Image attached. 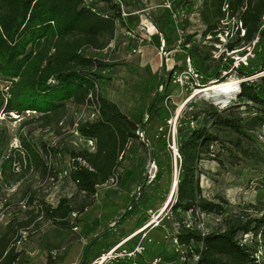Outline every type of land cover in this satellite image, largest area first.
<instances>
[{"label":"trees","instance_id":"obj_1","mask_svg":"<svg viewBox=\"0 0 264 264\" xmlns=\"http://www.w3.org/2000/svg\"><path fill=\"white\" fill-rule=\"evenodd\" d=\"M103 1L107 11L99 10L89 0H0V80L7 83V89L0 85V114L6 119H14L13 113L23 117L18 126L17 147L12 146L8 125L0 126V194L8 195L2 190L4 186L22 185L20 199L13 198L14 193L11 198L17 203L23 201L29 213V220L10 222L0 234V264L20 263L23 250L16 243L22 232L38 221L69 227L78 231L77 238H89L95 233L100 219L89 224L79 220L78 215L93 203L100 185L116 175L118 181L122 178L118 171L120 154L128 142L140 138L137 131L146 128L144 118L129 117L99 94L100 68L107 63L81 52L84 46L104 49L115 36L117 21H123L121 4L115 0ZM201 8L204 34L212 35L217 41L220 36L225 38L220 40L224 50L217 58L225 62L214 76L216 82L225 79L222 71H228L226 75L235 72L241 78L263 71L264 0H203ZM251 45L257 50V63L253 67L236 66L233 53ZM184 47L191 56L200 53L197 45ZM228 52L232 54L227 55ZM203 85L199 84L198 88ZM236 97L226 106L206 102L202 108L188 112L178 125L179 176L174 210L191 211L195 216L206 213L222 217V225L217 229L204 232L194 223L183 225L175 234L188 249L187 255L196 256L193 264H264L256 255L255 243L243 241L247 234L264 237V211L259 215H225L228 201L223 196L214 199L203 196L200 185V161L212 153L216 157L213 143L218 144L221 152L232 151L233 147L240 151L244 140L257 141V129L264 125L261 83L254 78L241 81ZM90 104L94 105L96 118L81 121L78 131L85 138L95 140V149L70 150L69 166L64 170L84 197L79 204H73L66 195L50 203L35 184L59 177L57 160L61 148L36 137V131L53 129L71 108ZM242 106L251 109L248 119L238 115ZM156 109L154 100L149 108L150 119ZM186 121L196 124L187 125ZM223 130L236 134L237 138H222L219 131ZM242 152L248 154L247 149ZM17 164L19 171L15 169ZM8 201L9 198L7 205L13 203ZM75 213L77 216L73 217ZM96 237L90 238V243ZM88 255L89 252L81 264L87 263ZM51 262L53 258L46 264Z\"/></svg>","mask_w":264,"mask_h":264},{"label":"rangeland","instance_id":"obj_2","mask_svg":"<svg viewBox=\"0 0 264 264\" xmlns=\"http://www.w3.org/2000/svg\"><path fill=\"white\" fill-rule=\"evenodd\" d=\"M89 1L94 2L101 11L108 10L103 0ZM170 1L168 3L167 0H121L124 18L123 21H117L114 38L104 49L99 50L92 46H84L81 49L84 55L99 58L107 63L105 67L100 68L102 77L97 82L99 94L114 102L129 117L136 120L144 118L146 128L139 129L137 133L140 134V138L128 142L120 154L118 171L122 178L118 181L116 175L107 183L100 185L96 207L87 208L85 211L88 213L93 210L97 217L105 218L101 219L103 223L96 233L98 237L95 245L87 248L91 239L80 238L85 246L78 257L67 264H81L85 253L88 252L86 264H100L101 257L122 241L126 231H130L131 234L139 232L153 219L155 222L149 228L134 235L132 245L123 244L120 250L137 244L146 247L143 255L137 256L139 264H152L155 257L160 258L156 264H193L196 256L183 254L188 249L184 245H181L184 248L178 247L175 234L183 225L196 223L204 232L222 225L221 216L206 213L195 216L191 211L174 210L177 186L174 188L171 202L165 203L175 178L178 182V125L188 112L202 108L206 102L230 104L237 99L234 90L240 87L238 83L245 79H257L264 89V70L248 78H241L235 72L226 75L228 71H222V76H225L223 82L238 80L234 90L228 94L214 93L215 91L199 93L194 89L195 83L201 86L205 84L203 87L218 83L214 76L216 72L222 70L221 63L225 62L217 61L224 50V44L220 40L225 38L220 36V40L217 41L212 35L204 34L205 26L201 18L203 0ZM187 41L190 43H186ZM186 44L199 46L200 53L191 56L190 50L184 47ZM229 54L232 52L227 53ZM233 57L236 66L253 67L258 61L254 45L233 53ZM5 84L7 83L0 80L2 87ZM154 100L157 109L150 119L149 108ZM240 101L238 98L237 102ZM96 113L93 104L79 108L74 106L53 129L47 127L36 131V137L57 144L61 148L57 160L61 171L59 177L55 180L50 177L45 183L35 184V187L45 194L48 202L55 203L58 198L65 195L72 199L73 204H79L83 199V194L77 191V185L69 180L63 171L69 166L70 150L83 147L95 149V140L82 136L78 131V124L96 118ZM251 114V109L245 106L239 108V116L248 119ZM11 116L14 119H6L4 114H0V120H4L0 126L8 125L12 146L17 147L18 126L23 117L15 113ZM201 122L200 117L199 123ZM185 124L194 126L196 121H186ZM257 134V141L244 140L240 151L233 147L232 151L225 149L221 152L218 144L213 143L211 147L216 157L212 153L200 161V185L203 196L211 199L223 196L228 201L225 215L239 213L259 215L264 211L263 126L257 129ZM219 136L226 140L237 138L236 134L228 130L219 131ZM245 149L250 155L242 152ZM15 169L20 170L18 164L15 165ZM22 189V185L4 186L2 189L8 195L0 194V234L10 222L17 224L24 219L29 220L24 202L17 203L11 198L14 193L13 198L20 199ZM125 190L131 192L127 191L126 194ZM8 198L10 200L8 202H13L10 205L6 204ZM133 199L136 205L131 209L130 200ZM147 203L151 205L146 206ZM19 204L22 207H18ZM139 205L140 211L138 210L136 221L141 220L138 222L140 224H136L134 219V222L125 221L120 226L126 215L135 211L137 209L135 207ZM75 216L76 213L73 214V217ZM85 216L83 215L84 218ZM75 219H72L73 223ZM25 232L27 239L19 247L23 254L18 264H46L50 258H53L51 264H66L65 258L69 247L67 241L72 235L71 229L59 230L50 222L38 221L30 224ZM243 241L255 243L258 250L256 255L264 262L263 235L259 234L253 238L247 234ZM28 250L36 251L28 255L26 252ZM52 251H56V255ZM102 264L115 263L108 259Z\"/></svg>","mask_w":264,"mask_h":264},{"label":"crops","instance_id":"obj_3","mask_svg":"<svg viewBox=\"0 0 264 264\" xmlns=\"http://www.w3.org/2000/svg\"><path fill=\"white\" fill-rule=\"evenodd\" d=\"M131 189V188H130ZM78 191V190H77ZM128 192H131L130 190H127ZM126 190H125V193L127 194L128 192H127ZM105 193V192H104ZM98 194V193H97ZM100 194V193H99ZM132 195V194H131ZM99 196V195H98ZM102 196V195H101ZM104 196H105V194H104ZM97 196H96V198H95V200L93 201V203L91 204V205H89L88 207H86V209L83 211V212H81L80 213V215L78 216V219L79 220H81L82 222H84V223H92V222H94V220H96V219H100V222H101V224L98 226V229L96 230V232L95 233H93L89 238H92V237H94V236H96V233L99 231V229H100V227H101V225H102V221H101V219H103L104 217H97L96 216V214H95V211H93L92 210V212H85L86 210H87V208H94V207H96V205H97ZM131 202H132V204L130 205L131 206V209H133V207L136 205V202L134 201V199L133 200H130ZM134 202V203H133ZM166 203V202H165ZM149 205H151L150 203H147L146 204V206H149ZM165 205V204H164ZM163 205V206H164ZM135 208H137L135 211H132L131 213H129V214H127L126 215V217L124 218V220L121 222L122 224H120V226H122L123 225V223L125 222V221H127L126 223H129L130 221H133L134 219V221L136 222V224H140V223H138V222H140V221H136V219L138 218V212L140 211L139 210V208H140V205H139V207H135ZM117 210V212L119 211V209L117 208L116 209ZM139 210V211H138ZM83 215L85 216V218L83 217ZM89 217V218H88ZM91 217V218H90ZM131 218V219H130ZM105 219V218H104ZM130 219V220H129ZM119 221H121V220H119ZM129 221V222H128ZM133 221V222H134ZM54 228H57V229H59V230H70L71 228H69V227H60V226H57V225H53V224H51ZM151 226V225H150ZM149 226V227H150ZM127 227V226H126ZM148 227V228H149ZM71 231H72V235L70 236V238H69V240L67 241V242H69L68 243V248H67V257L65 258V261H66V264L67 263H69V262H71V261H73V260H75L77 257H78V255L82 252V249L84 248V243L83 242H81V239L80 238H77V233H78V231H73L72 229H71ZM130 231H126L125 232V234L123 235V238H122V240H125V239H127L126 240V242L124 243V245H132L131 244V240L134 238V237H131V238H129V236H130ZM98 237V236H97ZM97 237L95 238V240L93 241V242H91L88 246H87V248H90V247H92V246H94L95 245V243H96V239H97ZM77 238V239H76ZM91 245V246H90ZM86 253H85V255H84V257H86ZM84 259V258H83ZM82 259V260H83Z\"/></svg>","mask_w":264,"mask_h":264},{"label":"built area","instance_id":"obj_4","mask_svg":"<svg viewBox=\"0 0 264 264\" xmlns=\"http://www.w3.org/2000/svg\"><path fill=\"white\" fill-rule=\"evenodd\" d=\"M115 1L118 2V3H121V0H115ZM167 1H168V3L171 2L170 0H167ZM168 7H170V5ZM195 84H197V83H195ZM239 85H240V82H239ZM198 86H199V84H197V86H195L194 89L199 90L200 88H197ZM6 89H7V87H6ZM239 90H240V87L238 89H235L234 91L237 93ZM236 93H235V95H236ZM219 103H222L221 106H226L227 105V103H223V102H219ZM263 128H264V125H263ZM66 173L67 172L64 171V174H66ZM74 229H77V228H74ZM136 233H137V231L135 233H132L129 236V238L134 237V235H136ZM26 239H27V233L26 232H22V237L17 241L16 245H18V247H20V245L24 241H26ZM126 240L127 239L122 240L121 242L117 243L114 247H112L107 252V254L103 255L101 257V259H103V257L106 256V260L112 259L115 264H139V262H137V256H139L141 253H143L144 250L146 249V247H144L143 245L137 244L134 247H130V248L123 247V249L120 250L121 245L123 246V244L126 242ZM175 242H176V244H178V247H180L182 245V244L179 243L177 238H176ZM181 247H183V246H181ZM177 249L179 250V248H177ZM35 251L36 250H33V251H29L28 250L27 254L28 255H32V254L35 253ZM186 252L187 251L183 252V254L186 255L187 254ZM52 253L54 255H56V251H52ZM158 261H160V258L159 257H155L152 260V264H156Z\"/></svg>","mask_w":264,"mask_h":264},{"label":"bare ground","instance_id":"obj_5","mask_svg":"<svg viewBox=\"0 0 264 264\" xmlns=\"http://www.w3.org/2000/svg\"><path fill=\"white\" fill-rule=\"evenodd\" d=\"M264 74V73H263ZM238 83V80H231V81H224V82H218V83H212L210 85L201 87L198 91L200 92H211V91H215L214 93H222V94H228L230 93L232 90H234V88H236V84ZM239 84V83H238ZM239 86V85H238ZM237 89V88H236ZM198 93V92H197ZM204 94V93H203ZM226 99V98H225ZM220 100V99H219ZM177 186V178H175L173 186H172V190L168 196L167 202L166 204H169L171 202L172 199V194H173V189L176 188ZM164 211V209H162ZM162 213V212H161ZM161 215V214H160ZM159 215V216H160ZM158 216V218H159ZM155 220L153 219L152 221L148 222L139 232H142L144 230H146L152 223H154ZM137 232V233H139ZM106 260V257H103V259H101L100 264L103 263V261Z\"/></svg>","mask_w":264,"mask_h":264},{"label":"water","instance_id":"obj_6","mask_svg":"<svg viewBox=\"0 0 264 264\" xmlns=\"http://www.w3.org/2000/svg\"><path fill=\"white\" fill-rule=\"evenodd\" d=\"M174 191H175V190L173 189V194H172V196L174 195Z\"/></svg>","mask_w":264,"mask_h":264}]
</instances>
